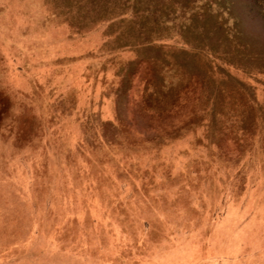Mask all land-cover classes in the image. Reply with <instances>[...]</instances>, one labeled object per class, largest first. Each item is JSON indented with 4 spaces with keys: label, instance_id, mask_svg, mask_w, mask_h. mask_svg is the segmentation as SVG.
I'll use <instances>...</instances> for the list:
<instances>
[{
    "label": "rangeland",
    "instance_id": "1",
    "mask_svg": "<svg viewBox=\"0 0 264 264\" xmlns=\"http://www.w3.org/2000/svg\"><path fill=\"white\" fill-rule=\"evenodd\" d=\"M60 6L0 0V264H264V127L243 155L189 127L200 87L140 115L145 66L123 78L135 53ZM218 66L264 107V74Z\"/></svg>",
    "mask_w": 264,
    "mask_h": 264
},
{
    "label": "trees",
    "instance_id": "2",
    "mask_svg": "<svg viewBox=\"0 0 264 264\" xmlns=\"http://www.w3.org/2000/svg\"><path fill=\"white\" fill-rule=\"evenodd\" d=\"M55 1L78 30L108 23V33L114 35L112 50L135 53L119 70L123 78L133 79L145 66L140 115L166 119L182 94L200 87L207 106L192 113L189 127L203 121L208 137L236 133L241 155L251 147L259 150L248 141L262 136L257 129L264 127V107L248 86L225 74L223 67L215 71L213 63L218 59L224 67L264 74V0ZM174 37L183 43L180 48L163 46L165 39ZM162 129L165 132L151 141L177 137V129Z\"/></svg>",
    "mask_w": 264,
    "mask_h": 264
}]
</instances>
